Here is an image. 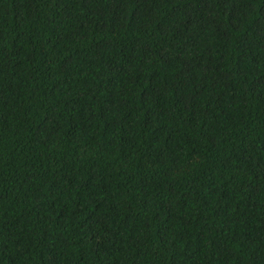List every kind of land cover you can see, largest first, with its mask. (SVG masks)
<instances>
[{
    "label": "trees",
    "instance_id": "obj_1",
    "mask_svg": "<svg viewBox=\"0 0 264 264\" xmlns=\"http://www.w3.org/2000/svg\"><path fill=\"white\" fill-rule=\"evenodd\" d=\"M0 264H264V0H0Z\"/></svg>",
    "mask_w": 264,
    "mask_h": 264
}]
</instances>
